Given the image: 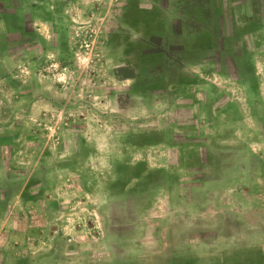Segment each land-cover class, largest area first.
<instances>
[{
	"label": "rangeland",
	"instance_id": "374dc122",
	"mask_svg": "<svg viewBox=\"0 0 264 264\" xmlns=\"http://www.w3.org/2000/svg\"><path fill=\"white\" fill-rule=\"evenodd\" d=\"M0 264H264V0H0Z\"/></svg>",
	"mask_w": 264,
	"mask_h": 264
}]
</instances>
